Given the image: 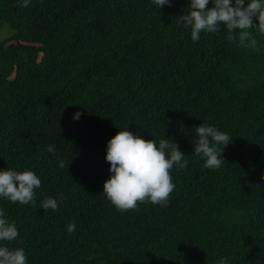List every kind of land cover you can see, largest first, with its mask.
Returning a JSON list of instances; mask_svg holds the SVG:
<instances>
[{
	"label": "trees",
	"instance_id": "16d2710c",
	"mask_svg": "<svg viewBox=\"0 0 264 264\" xmlns=\"http://www.w3.org/2000/svg\"><path fill=\"white\" fill-rule=\"evenodd\" d=\"M21 3L0 0L13 31L0 41V171L41 186L36 207L0 198L19 232L0 246L28 264H264V35L252 29L259 50L225 31L194 42L179 19L190 0ZM201 123L232 139L219 169L193 152ZM123 130L172 139L188 160L167 207L120 212L104 196L107 143ZM61 193L57 211L40 208Z\"/></svg>",
	"mask_w": 264,
	"mask_h": 264
},
{
	"label": "clouds",
	"instance_id": "9594fccd",
	"mask_svg": "<svg viewBox=\"0 0 264 264\" xmlns=\"http://www.w3.org/2000/svg\"><path fill=\"white\" fill-rule=\"evenodd\" d=\"M157 9L170 6V0H152ZM190 0L188 11L179 17L183 27L190 29L191 39H200L202 32L227 33L226 39L238 42L241 48L259 50L258 41L252 29L264 35V0ZM30 0L19 5L27 8ZM80 112L73 119L78 120ZM197 136L194 154L204 159V167L219 169L225 161L223 149L232 142L231 137L215 126L201 123L195 127ZM47 151L54 153V145ZM106 161L110 164V178L103 185V194L120 212L135 210L139 204L151 203L168 206L170 194L175 189L171 172L186 169L188 160L172 139L145 140L129 130L119 131L107 143ZM60 167H64L63 161ZM41 186V179L31 170L16 171L11 168L0 171V198L13 204L36 207L35 189ZM63 203L59 199L45 197L40 203L44 211H57ZM68 233L75 230V223L67 225ZM19 236L15 221H10L0 210V241H14ZM0 264H28L23 248L10 249L0 246ZM216 264H228L227 257H221Z\"/></svg>",
	"mask_w": 264,
	"mask_h": 264
},
{
	"label": "rangeland",
	"instance_id": "374dc122",
	"mask_svg": "<svg viewBox=\"0 0 264 264\" xmlns=\"http://www.w3.org/2000/svg\"><path fill=\"white\" fill-rule=\"evenodd\" d=\"M13 33L10 26L5 25L3 29L0 30V41L10 36Z\"/></svg>",
	"mask_w": 264,
	"mask_h": 264
}]
</instances>
